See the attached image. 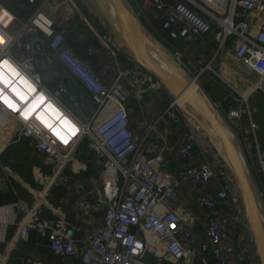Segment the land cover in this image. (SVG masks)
Wrapping results in <instances>:
<instances>
[{
	"label": "built area",
	"instance_id": "2783aa9c",
	"mask_svg": "<svg viewBox=\"0 0 264 264\" xmlns=\"http://www.w3.org/2000/svg\"><path fill=\"white\" fill-rule=\"evenodd\" d=\"M25 2L37 7L22 20L0 1V15L7 11L11 17L0 20V35L5 41L0 44V60L9 59L35 86L37 81L43 88L38 95L49 99L47 105L53 109L46 110L45 106L32 112V102L25 105L17 101L18 110L11 112L0 105L20 121L19 140L30 141L53 165L69 164L75 148L86 139L89 155L99 169L96 179L77 183L83 197L76 202V210L86 218V231L80 225L71 231L65 217L45 216L19 203L15 207L24 214L22 238L27 240L33 231L38 232L63 262L79 256L81 264H235V260L246 264L245 203L239 183L223 179L230 170L220 159L213 162L208 155L204 160L195 156L194 147L201 148L204 134L189 118L179 119L183 106L179 99L174 96L165 105L161 80L133 57H121L113 33L96 32L93 36L118 66L114 82L109 84L104 74L86 64L69 43V36L75 32L70 17L58 25L49 13L58 7H76L74 0ZM140 4L138 16L134 7L127 6L156 49L188 76L203 96L210 99L202 83L207 73L228 84L232 92L210 103L244 159L263 215L264 138L257 134L259 127L252 121L249 102L257 93L264 95V0H140ZM37 34L45 39L46 51L37 43L36 55L18 54L19 43L31 51L29 37ZM207 36H213L215 49L202 63L197 53ZM167 40L175 44L174 50ZM227 52L258 75L257 85L248 94L217 70L216 62ZM36 60L42 69L60 65L62 72L57 70L71 87L59 84L57 93H52L43 84L45 78L33 68ZM82 92L90 95L95 106L86 120L58 98L65 95L75 108L83 109ZM149 92L155 95L158 107L164 108V115L189 127L186 142L178 147L180 161L173 171L165 151L148 154L142 149L143 141H135L127 104L130 98L140 101ZM22 95H28L29 100V92L22 90ZM226 101L233 103L227 105ZM26 111H30L27 118ZM247 117L253 131L251 147ZM53 121L61 124L59 129L52 127ZM154 130V124H149L147 137ZM49 178L45 174L40 180L47 182ZM221 179L225 184L215 188L213 181ZM183 198L190 201L183 204Z\"/></svg>",
	"mask_w": 264,
	"mask_h": 264
},
{
	"label": "crops",
	"instance_id": "0c3cea01",
	"mask_svg": "<svg viewBox=\"0 0 264 264\" xmlns=\"http://www.w3.org/2000/svg\"><path fill=\"white\" fill-rule=\"evenodd\" d=\"M0 1L3 3L6 2L9 5L8 0ZM123 1L126 5L134 7L137 12L141 10L140 0ZM77 2L78 4H76V7L73 6L75 8L78 7V13H75L71 5L49 10V13L58 25L63 24L66 19L70 17L72 28L75 32L69 36V43L73 46L79 57L88 63L96 72L104 74L108 83L111 84L116 78L118 66L113 61L111 54L108 53L106 48L98 40V45H96V39H94L93 35L96 32L99 34L113 33V39L121 49L119 55L123 58L131 56L135 60L134 54L120 39L114 27L107 19V12L110 13L113 19L116 20L117 17L109 0L108 5H105L103 0H77ZM135 14L138 16L140 12ZM141 17L142 16H140V18ZM166 44L172 50L176 48L172 41L167 40ZM214 49L215 41L213 36H207L200 44L197 54L200 55L205 62ZM17 52L22 55L28 54L34 56L31 51H25L22 46L17 47ZM197 54L196 56H198ZM3 58H1L0 62ZM4 61H7L8 64L11 65L9 59H4L0 65H3ZM41 66L40 63H34L33 65L34 70L39 73V77L43 76L45 79L47 78L48 80H46L49 82L57 80L52 71L42 69ZM215 66L221 74L230 78L234 87L242 91H244V89H252L259 81V77L254 71L246 65L236 61L229 52L223 53ZM245 66L249 72L245 70ZM11 67L18 73L14 66L11 65ZM54 69L57 70L55 66ZM0 72H3L6 79L10 82L9 84H5L3 80H0V103L6 109H9L11 112L14 111V109L9 108L8 105L4 103L2 98L4 96H7L17 107V101L25 105L32 102L29 106V110L32 112H38L45 106L46 110L51 111V109H53V106L47 105L49 99H46L45 96L38 95L43 88L37 81V86H35L30 79L26 77L32 85L23 77L22 74L24 73L13 75L12 72L4 68H0ZM250 73H252V75ZM249 75H251V77H249ZM185 78L189 79L188 76ZM211 79L213 78L206 75L202 81L205 83L204 88L206 92L210 91L215 97L211 98V96H209L210 99H207L206 96L204 97L209 103L211 101H221L229 90H223L224 93L221 94V91H218L216 83ZM22 80H26L27 85L22 83ZM58 82L64 88L69 86L66 79L58 80ZM28 85H30L31 89H34V91L30 90ZM164 86V83L161 81V93L165 105H167V101L175 97L173 93ZM49 88L50 90L54 89V93L58 91V88L55 86ZM13 89H16V91H13ZM22 90L29 92V100H27L28 95L24 96L26 99H21L20 95H17V92L22 94ZM63 96L69 100L68 97L65 95ZM80 96L83 102V109L81 108V111L84 112L86 116H88L87 111L92 115L95 106L90 95L82 92ZM41 97H43L42 102ZM232 103L233 101H226L227 105ZM249 103L252 110V121L258 124L259 127L257 134L263 138L264 119H259L257 121L255 116H257L259 111L264 112V95L262 93L253 95ZM2 105H0V264H32L34 261L43 264H81L79 256L71 258L67 262H63L61 258L51 250L47 238L36 231H33L27 240L23 239L21 230L24 214L19 213L15 206L19 203H23L29 211H41L43 215L49 217H65L71 231H74L78 225L82 226L83 231H86V218L81 216L76 210V202L80 201L83 195H81L76 188L78 181H82L83 179L90 180L92 177H89L85 173L74 171L75 167L71 165V163L61 165L60 167L53 165L30 141L24 138L19 140L18 137L21 128L20 121ZM65 106L67 105L65 104ZM127 106L133 120L135 141H143L142 149L148 154L165 151L168 156L167 163L170 165V171L175 170L180 161L177 150L178 147L187 140L189 131L188 125L185 122L175 123L167 115H164V108L158 107L155 95H152L150 92L142 96L140 101L136 98H130ZM188 109L191 108L188 106L181 107V111L186 113L191 122L195 121L193 125L199 126L204 134L202 138H200L202 140L201 148L197 146L194 147L195 156L199 160H204L209 156L208 158L213 162L220 159L222 163L227 165L224 159L219 155L218 148L215 147V144L220 146L217 138H215V136L211 137L210 131L207 127L203 126L204 123L202 124L200 119L191 115ZM257 117H259V115ZM81 119L86 120L82 117ZM245 122L250 135V138H247V140L251 147L253 138L251 119L247 117ZM149 124H154L155 132L147 137ZM193 125L191 124L190 126ZM240 158L244 163V159L241 155ZM228 168L230 170L228 172L229 174L223 179H225V181L228 178L237 180L235 175L231 172V167L228 166ZM45 174L51 177L47 182L40 180ZM224 184L225 182L222 181V179L219 180V182L213 181V186L215 188H220L221 185ZM182 191L185 190L182 189L181 192ZM189 201V199L183 198V204ZM245 213L246 211L243 210V218ZM83 234L84 233H82L81 236ZM244 259H246V264L258 262V256L255 257L253 255V261H251L248 253H246ZM243 262L241 261V264H243ZM235 264L240 263L235 260Z\"/></svg>",
	"mask_w": 264,
	"mask_h": 264
},
{
	"label": "water",
	"instance_id": "95a60500",
	"mask_svg": "<svg viewBox=\"0 0 264 264\" xmlns=\"http://www.w3.org/2000/svg\"><path fill=\"white\" fill-rule=\"evenodd\" d=\"M115 10L119 23L110 15L106 14L120 39L134 54L135 60L156 74L164 83L165 87L179 99L183 106L190 107L197 114L202 115L209 125H206L209 131H212L217 138L221 151L223 152L228 164L232 168L235 177L241 188L242 197L245 203L246 214L250 218L252 230L254 233V242L257 245L259 256L264 264V222L258 201L256 191L251 179L246 171L244 163L240 158L238 148L226 132L223 124L215 113L214 108L209 101L201 94L198 87L186 79L171 63L163 56L152 43L145 31L141 28L138 21L131 13L130 9L123 0H109ZM32 55L38 53L36 44L42 45L43 51H46L45 39L39 34L29 37ZM96 45L98 41L95 40ZM36 63L39 64L38 60ZM47 70L53 72L57 79L49 82L43 79L46 87H59L58 80L67 79L53 66L49 65ZM71 87V85H69Z\"/></svg>",
	"mask_w": 264,
	"mask_h": 264
},
{
	"label": "rangeland",
	"instance_id": "374dc122",
	"mask_svg": "<svg viewBox=\"0 0 264 264\" xmlns=\"http://www.w3.org/2000/svg\"><path fill=\"white\" fill-rule=\"evenodd\" d=\"M9 1V5L5 2L6 6L13 12L19 14V17L22 19V20H26L30 17V15L32 14V12L36 9L37 6L35 5H27L25 3V0H8ZM105 5H108V0H103ZM75 2V5L78 4L77 0H74ZM72 9L75 11V13H78V7L75 8L73 5H71ZM116 20H117V23H119V20H118V17H116ZM19 28V25L16 24L15 25V29L17 30ZM19 46H20V43H19ZM16 47V45H15ZM14 48V47H13ZM81 58V57H80ZM202 63H204V60H201ZM88 64V63H86ZM245 70L248 71V69L246 68L245 66ZM208 72H212V71H208ZM249 72V71H248ZM252 75V73H250ZM206 75H209V77L213 78L211 79L213 82L216 83L217 85V88H218V91H221V94L224 93L223 90H230L229 89V86H227L222 80H220L218 77L214 76V74L212 73H207ZM251 75H249V77H251ZM246 77V75H245ZM47 79V78H46ZM48 80V79H47ZM211 81V82H212ZM203 83V82H202ZM205 83H203L204 85ZM50 90V88H49ZM54 90V89H53ZM53 90H50L52 93H54ZM248 89H244L245 93L248 94L250 91H246ZM231 91V90H230ZM232 92V91H231ZM207 94H210L209 96H211V98H214L215 96L211 94L210 91L207 92ZM257 95V94H256ZM58 98L61 100V102H63V104L67 105L68 108L74 110L78 115H80L83 119H87L85 113H83L81 111L80 108H75L74 107V104L67 100L66 98H64V96L62 94H60L58 96ZM213 102V101H212ZM66 106V107H67ZM189 113L191 115H194L195 118H198L202 121V123H204L205 125L208 126L209 128V125L208 123L206 122L205 118L200 115V114H197L196 112H194L192 109H188ZM87 114L88 116L91 115V113H89V111H87ZM259 115V117H257ZM179 116V119L180 120H183V121H188V120H185V119H188L189 117L186 115V113L184 112H180V114H178ZM257 116H255L256 120L258 121L259 119H264V112L263 111H259V113L257 114ZM188 117V118H187ZM261 121V120H260ZM195 121H193V124H194ZM61 125V124H60ZM60 125L59 124H56L54 121L52 122V127H55L56 130L60 128ZM196 131V130H195ZM210 135L211 137H214L215 135L213 134L212 131H210ZM66 137H67V134H66ZM262 137L264 138V132H262ZM216 138V137H215ZM213 138V139H215ZM215 147L218 148V151H219V155L224 159V161L227 163L228 166H230L223 154V152L221 151V148L220 146H217L215 144ZM89 151H90V148L88 147V141L86 139H83L82 142L78 145V147L75 148V150L73 151L72 153V156H71V160H70V163L71 165H74V171H77V172H81V173H85L86 175H88L89 177H92L91 179H96L97 178V171H98V166L96 165L93 157H91L89 155ZM231 172L234 174L232 168H231ZM235 175V174H234ZM236 178V177H235ZM263 189V187H261ZM263 222H264V210H263ZM244 223H245V227H246V234H247V241H248V254H249V257L252 260L253 258V255L256 257L258 256V262H253V264H262V261H261V258H259V251H258V248H257V245L256 243L254 242V233H253V230H252V225H251V222H250V218L249 216L245 213L244 214ZM253 253V254H252Z\"/></svg>",
	"mask_w": 264,
	"mask_h": 264
},
{
	"label": "snow or ice",
	"instance_id": "6c2138e0",
	"mask_svg": "<svg viewBox=\"0 0 264 264\" xmlns=\"http://www.w3.org/2000/svg\"><path fill=\"white\" fill-rule=\"evenodd\" d=\"M0 68H4V69H7L8 71L12 72L13 75H19L15 69H13L11 67V65L8 64L7 61H4L3 65H0ZM0 80H3V82L5 84H9L10 82L6 79V77L4 76L3 72H0ZM22 83H24L25 85H27V81L26 80H22L21 81ZM29 89L34 91V89H31V86L28 85ZM13 91H16V89H13ZM17 95H20L21 99H26L22 94H20L19 92H17ZM3 98V101L5 104L8 105L9 108H12L14 110H18L17 106L7 97V96H4L2 97ZM43 101V97H41V102ZM30 114V111H26L25 112V117L27 118V116ZM41 119H43V117H41ZM67 123V122H66ZM59 135V133H57ZM63 139V137H62ZM65 143H67V140H65Z\"/></svg>",
	"mask_w": 264,
	"mask_h": 264
},
{
	"label": "clouds",
	"instance_id": "9594fccd",
	"mask_svg": "<svg viewBox=\"0 0 264 264\" xmlns=\"http://www.w3.org/2000/svg\"><path fill=\"white\" fill-rule=\"evenodd\" d=\"M5 17H8V19L10 20L11 17L9 16V13L7 11L3 12V15H0V20H4ZM4 37L3 35H0V44L4 43Z\"/></svg>",
	"mask_w": 264,
	"mask_h": 264
},
{
	"label": "trees",
	"instance_id": "16d2710c",
	"mask_svg": "<svg viewBox=\"0 0 264 264\" xmlns=\"http://www.w3.org/2000/svg\"><path fill=\"white\" fill-rule=\"evenodd\" d=\"M56 68H57L59 71L62 72V69H61L60 65L56 64ZM202 124H203V123H202ZM203 126L206 127L204 124H203Z\"/></svg>",
	"mask_w": 264,
	"mask_h": 264
},
{
	"label": "bare ground",
	"instance_id": "6f19581e",
	"mask_svg": "<svg viewBox=\"0 0 264 264\" xmlns=\"http://www.w3.org/2000/svg\"><path fill=\"white\" fill-rule=\"evenodd\" d=\"M160 52V51H159Z\"/></svg>",
	"mask_w": 264,
	"mask_h": 264
}]
</instances>
